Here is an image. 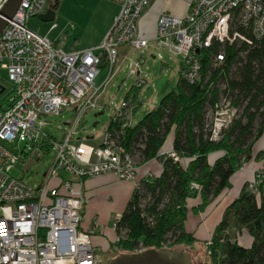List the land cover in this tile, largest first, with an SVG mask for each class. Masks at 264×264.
I'll use <instances>...</instances> for the list:
<instances>
[{
  "label": "built area",
  "instance_id": "obj_1",
  "mask_svg": "<svg viewBox=\"0 0 264 264\" xmlns=\"http://www.w3.org/2000/svg\"><path fill=\"white\" fill-rule=\"evenodd\" d=\"M7 1L0 0V18L8 21L0 35V66L7 71L12 87L4 98L5 91L0 95V264H104L90 231L81 227L88 202L84 180L112 173L133 182L135 189L141 187L136 155L122 143L124 130L132 125L131 100L125 99L114 108L111 119L120 128H106L99 144L87 142L88 137L74 139L73 134L85 110L104 107L95 101L103 86L95 84L101 68L109 65L112 75L121 46L136 50L148 47L151 37L138 29V21L153 0H113L119 11L105 37L93 47L73 51L28 28L32 17L46 12L49 0H22L10 19L2 15ZM154 39L182 55L180 76L190 84H199L203 82L202 50L215 42L221 44L212 61L217 68L225 61L226 45L264 40V0H191L186 15L159 16ZM145 83L139 79L135 88ZM73 108L80 111L61 140L44 131L45 116ZM239 113L233 99L221 95L208 111L210 139L219 141ZM21 139L25 140L23 148L14 151L6 147ZM50 149L56 158L44 174L43 184L34 188L11 175L17 164H26L30 157ZM158 156L181 160L173 148L160 151ZM52 180L57 184L50 187ZM260 187L264 191V171L256 172L246 189L258 194ZM191 188L198 189V184L192 183ZM120 217L116 214L113 220L116 232ZM125 235L124 230L116 241ZM145 250L141 247L134 253Z\"/></svg>",
  "mask_w": 264,
  "mask_h": 264
},
{
  "label": "trees",
  "instance_id": "obj_2",
  "mask_svg": "<svg viewBox=\"0 0 264 264\" xmlns=\"http://www.w3.org/2000/svg\"><path fill=\"white\" fill-rule=\"evenodd\" d=\"M221 49L215 42L201 51L203 82L190 84L180 76L155 108L124 130L123 145L134 155L140 153L143 163L158 158L172 132L173 149L181 158L180 162L164 159L162 173L142 180L141 187L135 189L118 221L117 235L124 230L126 235L116 243L124 251L192 245L197 239L185 228L187 199L199 194L201 203L192 211H204L230 186L231 177L241 167L264 158V149L254 153L264 134V40L254 39L252 45L241 41L226 45L225 61L214 68V55ZM219 81L225 82V90L218 87ZM225 94L240 107V113L222 138L213 141L206 123L208 111ZM112 127L120 128L111 119L107 128ZM217 152L220 155L211 163L209 156ZM184 158L189 159L187 165L182 164ZM192 183H197L198 189L191 188ZM146 196L150 201L142 207ZM242 230L253 239L250 247L238 242L237 234ZM211 243L213 264H264L262 187L258 194L242 189L226 208Z\"/></svg>",
  "mask_w": 264,
  "mask_h": 264
},
{
  "label": "rangeland",
  "instance_id": "obj_3",
  "mask_svg": "<svg viewBox=\"0 0 264 264\" xmlns=\"http://www.w3.org/2000/svg\"><path fill=\"white\" fill-rule=\"evenodd\" d=\"M56 3L58 8L56 9L54 21L43 22L38 16H35L28 21V28L41 36H47L51 41L56 39L65 50H68L76 41H80L82 38H88L87 28L95 20V17H93L95 11H98L102 5V8H107V10L113 8L110 4L103 3L101 5L98 0H49L47 9L53 7ZM52 26L54 28H51ZM157 44L156 47H152L151 45L149 48L143 50H136L126 45L125 52H122L120 47L115 71L112 75L109 76V65L101 68V73L96 78L95 84L97 87L103 86L95 101L104 107L103 109L89 108L82 113L76 127V132L73 134L74 139L86 137L100 138L109 125L114 108L126 99L128 91L136 89L135 86L139 79H145L146 83L137 89L138 93H136L135 98L127 97L132 100L133 105H138L139 102H142L137 113L132 118L133 122L141 120L149 109L156 106L161 98L176 86L178 69L175 67L178 64L181 72L184 66V58L182 55L170 52L160 45L159 42ZM170 55L174 56L173 58L175 59H172ZM235 73L236 70L233 68L232 77H234ZM224 84V81H219L218 87L222 88ZM0 85L6 89L1 95V98H4L10 91L12 82L8 79L7 71L2 69L1 66ZM92 93L93 91L89 93L88 97ZM80 109H67L59 115L45 116L43 118L44 131L56 140H61L71 129L70 124L76 120ZM208 122L209 118L206 120V123ZM24 145L25 140L21 139L20 141L16 140L13 144H6V147L10 150L17 151V149L23 148ZM55 158L56 154L51 149L46 151L45 154L38 153L36 156L30 157L28 163L23 165L17 164L11 171V175L21 178L27 185L35 188L45 182L44 174L50 170ZM161 158L166 159L167 157ZM135 160L138 166L143 164L140 153H136ZM256 172L258 171L254 172L250 180L253 179ZM250 180L246 182L243 188H247ZM56 184L57 181L52 180L49 186L53 187ZM149 201L150 197L146 196L142 199L141 206L145 207ZM166 201L167 199L164 200V202ZM113 220L110 222V228L116 232L112 227ZM237 235L238 242L241 245L245 244L244 237L248 236V233L242 230ZM196 237L198 238L197 235ZM211 241L212 239L202 242L200 239V241L197 240L192 245L179 244L169 249L189 253L193 264H213ZM123 253L129 252L119 247L115 257ZM105 257L107 256L104 255L103 263L107 264L108 261Z\"/></svg>",
  "mask_w": 264,
  "mask_h": 264
},
{
  "label": "crops",
  "instance_id": "obj_4",
  "mask_svg": "<svg viewBox=\"0 0 264 264\" xmlns=\"http://www.w3.org/2000/svg\"><path fill=\"white\" fill-rule=\"evenodd\" d=\"M98 1L101 5L103 3L110 4L113 6V8H111V10H107V8H102V5L98 11L93 10L95 11V13H93L95 20H93L92 24L88 25V38H82L80 41H76L66 51L93 47L97 45L108 33L113 23L114 17L119 11V6L113 0ZM190 1L191 0H153V2L145 8L141 18L138 21V29L143 34L151 37L147 48H149L151 45L152 47H156L158 45V42L154 39V36L156 33V25L159 16L164 13L175 16H184L188 12ZM52 41L59 46L61 45L56 39ZM120 49L122 52H125L126 45L121 46ZM173 57L174 56H171L172 59H175ZM175 68L178 69L179 78L181 74L179 65L177 64ZM136 93H138L137 89L128 91L126 94V99L131 100L127 97L135 98ZM141 104L142 102H139L138 105H133L131 100L130 116L132 125L137 123L133 122L132 118L137 113V110ZM153 108L149 109L146 113H148ZM86 139L87 142L97 145L100 143L101 137L98 139L95 137H88ZM173 139L174 133L172 132L168 136L161 151L173 148ZM263 149L264 134L255 144L254 153H257ZM219 155L220 152L211 154L209 156V161L212 163ZM163 161L164 159L158 156V158L144 162L142 165H140L138 168V180H143L149 175H160L163 171ZM188 162L189 159H182L183 165H187ZM255 171H264V158L259 160H251L241 167L231 177L230 186L226 188L220 194V196L211 202L202 212L194 213L192 211L193 207H197L201 203L200 195L198 194L194 197L188 198L187 207L189 211L185 223L186 230L190 233H193L194 237L198 241L201 239L202 242H205L212 239V237L217 233L218 225L221 222L226 208L240 196L244 185L252 178ZM84 191L88 202L85 206L84 219L81 227L84 230L90 231L91 242L98 249V254L102 260L104 255H106L107 257H105V259L109 261L115 258L119 248L116 243L117 233L111 230L110 222L113 220V217L116 214H122L125 211L135 191V184L130 181L121 180L112 173H105L86 178L84 180ZM196 235L199 239L196 237ZM252 242L253 239L248 234V236L244 237L245 244H242V246L250 247Z\"/></svg>",
  "mask_w": 264,
  "mask_h": 264
},
{
  "label": "water",
  "instance_id": "obj_5",
  "mask_svg": "<svg viewBox=\"0 0 264 264\" xmlns=\"http://www.w3.org/2000/svg\"><path fill=\"white\" fill-rule=\"evenodd\" d=\"M22 0H8L2 9L5 18H12L19 9ZM55 9L53 7L38 16L43 22H52L55 19ZM8 25V21L0 18V35ZM5 91V87L0 85V95ZM95 125V124H94ZM107 264H193L189 253L184 251H172L168 248H150L139 253H123L108 261Z\"/></svg>",
  "mask_w": 264,
  "mask_h": 264
},
{
  "label": "snow or ice",
  "instance_id": "obj_6",
  "mask_svg": "<svg viewBox=\"0 0 264 264\" xmlns=\"http://www.w3.org/2000/svg\"><path fill=\"white\" fill-rule=\"evenodd\" d=\"M82 151H83V149H82Z\"/></svg>",
  "mask_w": 264,
  "mask_h": 264
}]
</instances>
